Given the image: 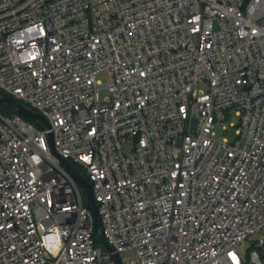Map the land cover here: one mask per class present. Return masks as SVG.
I'll use <instances>...</instances> for the list:
<instances>
[{"label":"built area","instance_id":"obj_1","mask_svg":"<svg viewBox=\"0 0 264 264\" xmlns=\"http://www.w3.org/2000/svg\"><path fill=\"white\" fill-rule=\"evenodd\" d=\"M0 91V264H264V0H0Z\"/></svg>","mask_w":264,"mask_h":264},{"label":"water","instance_id":"obj_2","mask_svg":"<svg viewBox=\"0 0 264 264\" xmlns=\"http://www.w3.org/2000/svg\"><path fill=\"white\" fill-rule=\"evenodd\" d=\"M0 101L6 102L10 107L14 109V111L17 114L30 120L31 122H33L35 125H37L40 128H43L45 125H48L46 119L40 113L27 108L24 104L16 101L12 96H10L9 94L3 91H0ZM195 124H196V120L194 119L193 126H195ZM49 144H50L51 150L53 151L51 136H49ZM61 164L65 168V170L68 172V174L74 179V181L82 188L85 194V204L93 215L94 235H95L96 241L101 246L112 251V247L108 244V242L106 241L103 235L102 224H101V220L98 214L97 204L93 199L91 184L88 181H86L81 175H79L74 170L72 164L66 159H61ZM114 261L116 264H121L120 259L118 255L116 254L114 255Z\"/></svg>","mask_w":264,"mask_h":264},{"label":"rangeland","instance_id":"obj_3","mask_svg":"<svg viewBox=\"0 0 264 264\" xmlns=\"http://www.w3.org/2000/svg\"><path fill=\"white\" fill-rule=\"evenodd\" d=\"M98 78H99L102 82L104 81V76H103L102 74H100V75L98 76ZM201 87H204V85H200V86H199V88H201ZM99 94H100L101 99H103L104 96L107 95V91H106V89H105V88H101L100 91H99ZM0 105L3 106V107H8V106H9V105H8L6 102H4V101H0ZM229 121L234 122L235 125L238 124V118H237L236 116H234V115H232L231 117H229ZM223 125L228 126V121H225V122H217V123H216V126H215V132H216L217 135H219V136H221V135L225 136L229 142H232V141L234 140V138L236 137V134H235V129H236V127H228V129H223V128H222ZM123 149H124L125 152L128 151L124 146H123ZM75 168H76V170H77L78 172L81 171L78 167H75ZM263 233H264V230H263ZM247 245H248V241L245 242V243L243 244V248L247 247ZM263 251H264V246H263Z\"/></svg>","mask_w":264,"mask_h":264},{"label":"trees","instance_id":"obj_4","mask_svg":"<svg viewBox=\"0 0 264 264\" xmlns=\"http://www.w3.org/2000/svg\"><path fill=\"white\" fill-rule=\"evenodd\" d=\"M2 108H3V110H4L5 113L15 112L14 109L12 107H10V106H8V107H3L2 106Z\"/></svg>","mask_w":264,"mask_h":264}]
</instances>
